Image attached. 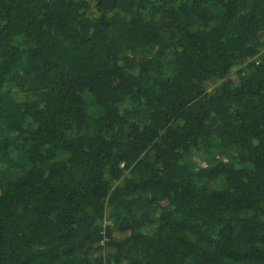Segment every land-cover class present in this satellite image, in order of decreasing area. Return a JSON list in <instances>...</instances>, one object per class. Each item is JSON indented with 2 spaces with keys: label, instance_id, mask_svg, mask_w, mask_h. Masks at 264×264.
Returning <instances> with one entry per match:
<instances>
[{
  "label": "trees",
  "instance_id": "1",
  "mask_svg": "<svg viewBox=\"0 0 264 264\" xmlns=\"http://www.w3.org/2000/svg\"><path fill=\"white\" fill-rule=\"evenodd\" d=\"M0 264H264V0H0Z\"/></svg>",
  "mask_w": 264,
  "mask_h": 264
},
{
  "label": "rangeland",
  "instance_id": "2",
  "mask_svg": "<svg viewBox=\"0 0 264 264\" xmlns=\"http://www.w3.org/2000/svg\"><path fill=\"white\" fill-rule=\"evenodd\" d=\"M130 55V57H132L133 58V54H129ZM236 70H234V72L232 73V77L233 78H236ZM216 86V84H211L210 85V87H209V90H212L214 87ZM225 158V157H224ZM194 159H195V161H197V163L199 164V165H204L205 164V162H203V160H201L199 157H197V156H195L194 157ZM115 237L116 238H122V237H124L125 235H126V233H120V232H115Z\"/></svg>",
  "mask_w": 264,
  "mask_h": 264
}]
</instances>
